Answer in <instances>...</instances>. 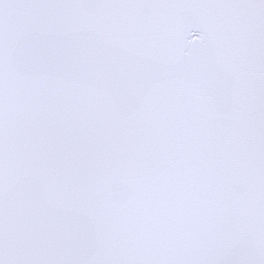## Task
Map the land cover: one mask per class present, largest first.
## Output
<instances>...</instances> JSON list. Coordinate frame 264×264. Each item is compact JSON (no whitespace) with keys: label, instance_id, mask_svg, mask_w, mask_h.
<instances>
[{"label":"snow or ice","instance_id":"1","mask_svg":"<svg viewBox=\"0 0 264 264\" xmlns=\"http://www.w3.org/2000/svg\"><path fill=\"white\" fill-rule=\"evenodd\" d=\"M0 264H264V0H0Z\"/></svg>","mask_w":264,"mask_h":264}]
</instances>
